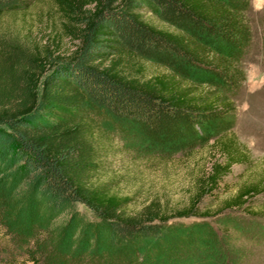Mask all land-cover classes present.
Segmentation results:
<instances>
[{
  "label": "trees",
  "instance_id": "16d2710c",
  "mask_svg": "<svg viewBox=\"0 0 264 264\" xmlns=\"http://www.w3.org/2000/svg\"><path fill=\"white\" fill-rule=\"evenodd\" d=\"M32 1L0 0V17ZM52 2L64 35L76 43L70 55L31 51L0 33V220L23 231L33 264L235 258L230 229L240 224L227 212L264 217V209L249 208L264 195V175L214 212H198V204L233 165L251 162L231 134L252 39L250 0ZM145 11L166 27L147 22ZM145 62L167 72L146 79ZM98 115L157 149L179 152L211 140L222 161L197 181L186 208L167 214L151 202L130 211L132 199L97 178L109 146ZM220 216V230L205 220ZM189 217L202 220L175 221Z\"/></svg>",
  "mask_w": 264,
  "mask_h": 264
},
{
  "label": "rangeland",
  "instance_id": "374dc122",
  "mask_svg": "<svg viewBox=\"0 0 264 264\" xmlns=\"http://www.w3.org/2000/svg\"><path fill=\"white\" fill-rule=\"evenodd\" d=\"M246 15L252 39L241 60L244 80L234 97L236 121L231 134L244 146L251 162L233 165L218 189L200 200L198 212H214L241 185L264 175V3L258 6V0H250ZM144 18L158 28L166 27L151 12L145 11ZM61 25L52 0H33L28 9L0 17V33L18 39L31 51L48 47L55 55L66 57L75 50L76 43L64 35ZM143 66L146 79L167 72L152 63L145 62ZM97 119L106 127L109 139V146L101 151L97 178L108 182L116 194L131 198L130 211H139L151 202L159 204L167 214L186 208L197 190V181L206 176L215 161H222L211 140L190 150H162L120 130L102 115ZM249 208L263 210L264 195L253 198ZM227 213L226 217L235 218L240 224L236 230L230 229L233 241L229 243L236 256L211 259L209 264H264V217L252 219L242 211ZM222 218L205 220L220 230ZM200 220L175 219L183 224ZM23 236L18 225L9 227L0 220V264H33L28 256L32 244L23 242Z\"/></svg>",
  "mask_w": 264,
  "mask_h": 264
},
{
  "label": "snow or ice",
  "instance_id": "6c2138e0",
  "mask_svg": "<svg viewBox=\"0 0 264 264\" xmlns=\"http://www.w3.org/2000/svg\"><path fill=\"white\" fill-rule=\"evenodd\" d=\"M259 3H264V0H258V6H259Z\"/></svg>",
  "mask_w": 264,
  "mask_h": 264
}]
</instances>
